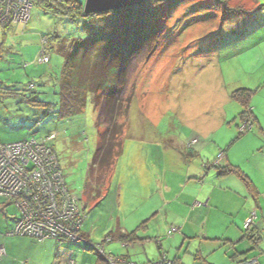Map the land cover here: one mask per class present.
I'll list each match as a JSON object with an SVG mask.
<instances>
[{
  "label": "rangeland",
  "instance_id": "obj_1",
  "mask_svg": "<svg viewBox=\"0 0 264 264\" xmlns=\"http://www.w3.org/2000/svg\"><path fill=\"white\" fill-rule=\"evenodd\" d=\"M157 26L161 32L154 53L150 56V49L144 47L129 57L128 84L121 98L131 94L134 97L130 104L125 102L123 115L116 118L119 125L124 128L125 118L133 111V119L143 126L145 122L140 112L146 107L163 116L159 128L168 127L169 121L179 113L193 117L197 112L198 119L204 118L202 126L209 127L210 121H216L212 126L218 135L237 134L236 138H243L237 140L232 152L250 151L260 162L261 170L264 169V0H173L161 6ZM47 36L69 42L86 39L88 33L82 20L72 22L40 5H33L23 33L21 26L0 27V126L7 129L0 140L10 143L32 137L41 140L50 133H58L54 145L67 185L73 193L80 194L84 202L82 190L100 142L97 117L108 140L112 126L106 118L105 104L100 105L97 113L91 97L84 113L59 117L55 90L38 94L42 82L35 75L37 68L31 65L32 68L26 70L24 66L32 61L38 63L42 40ZM49 48L53 57L49 70L52 71L51 66L55 68L53 78L59 77L65 59L56 42ZM32 81L38 85L35 93L27 90ZM2 83L12 86L11 90ZM237 90L248 91L249 107L232 97ZM36 95L41 102L39 105L38 101L33 102ZM249 120L252 128L242 131ZM73 142L78 143V149ZM218 159L221 165L218 168L224 167L223 152ZM111 173L109 171L101 182L93 183V187L103 192ZM135 189L136 183L124 187L122 205L115 217H123L129 208L136 210L140 197H136ZM129 194L132 198L127 196ZM2 205L0 229L14 214L17 217L20 213L13 203ZM134 214L137 215V211ZM256 220L259 223L262 219ZM262 234L261 249L254 246V251L250 252L259 258L260 264H264Z\"/></svg>",
  "mask_w": 264,
  "mask_h": 264
},
{
  "label": "crops",
  "instance_id": "obj_2",
  "mask_svg": "<svg viewBox=\"0 0 264 264\" xmlns=\"http://www.w3.org/2000/svg\"><path fill=\"white\" fill-rule=\"evenodd\" d=\"M28 57L31 58L30 54ZM32 63L25 64L24 68L28 70L31 65L37 68L35 75L42 82L41 94L54 85L55 68L51 66V71L49 65ZM5 87L12 88L9 84ZM146 108L140 112L143 126L140 121L135 122L133 111L125 118L122 152L100 199L88 189L87 175L82 190L87 215L81 236L99 243L110 235L119 239L120 234L135 233L137 240L130 247L119 245L118 241L105 245L109 254L135 264L158 261L162 253L175 264H241L259 260L250 252L254 246L260 248L263 241L264 169L261 170L260 162L250 151L232 152L237 140L243 138H236L237 134L218 135L212 126L216 121H210L209 127L202 126L204 118L198 119L197 112L193 117L176 114L168 127L159 128L163 116ZM134 125L138 128L134 129ZM6 132L0 126V135ZM3 141L0 140L11 142ZM73 143L78 149V143ZM128 144L131 145L128 147ZM222 152L223 166L241 171L252 186L235 170L221 174L220 169L213 167ZM131 183H136L135 194L140 197L136 210L129 208L123 217H115L122 205L123 189ZM127 196L132 198L131 194ZM6 204L12 203L5 202L2 206ZM253 212L258 220L262 219L254 227L256 242L244 239L243 233L245 222ZM17 218L14 214L0 229V246L6 252L0 264H68L71 260L76 264H103L82 243L9 237L7 233ZM172 228L178 232L169 236Z\"/></svg>",
  "mask_w": 264,
  "mask_h": 264
},
{
  "label": "trees",
  "instance_id": "obj_3",
  "mask_svg": "<svg viewBox=\"0 0 264 264\" xmlns=\"http://www.w3.org/2000/svg\"><path fill=\"white\" fill-rule=\"evenodd\" d=\"M171 1L173 0H147L135 7L86 16L83 0H32L34 6L40 5L43 9H48L57 16L69 19L72 22L82 20L88 33L86 39H75L69 42L56 36L43 37L47 41L45 50L49 62L42 64L49 65L52 58L50 54L52 48H49V45L56 42L58 51L65 59V64L61 76L52 77L54 85L46 91H52L53 89L58 91H54L53 94L59 99V117H73L84 113L89 97L92 98L97 113L100 105L105 104L106 118L112 126V129H109L111 130V136L108 140V134L106 130L101 129L97 117L100 142L97 144L93 161L88 168V189L95 193L96 199L102 197V192L95 191L93 183L101 182L103 177L109 171H112L123 148V126L119 125L116 118L123 115L125 102L127 101L130 104L134 97L131 94L127 98H121L122 90H125L128 84L127 67L129 57L144 47L150 49V56L154 53L161 32V29L157 26L161 6ZM32 84L35 85L33 81L29 82L27 90L35 93L37 86L35 85V88L31 89ZM245 93L247 96L244 95ZM248 96L249 93L246 90H237L232 94V97L239 99L246 108L249 107L248 99L250 97ZM240 97L242 98L240 99ZM33 100V102L38 101L37 105L41 104L37 95ZM250 114H253V112L250 111ZM218 169H220L221 174H228L235 170L236 174L241 177L244 176L236 168L233 170L228 167ZM243 178L247 184L252 186V182L248 177L244 176ZM0 200L3 201L0 204L9 202L3 197H0ZM19 217L20 213L14 227ZM243 233L245 234L244 239L256 242L254 240L256 236L255 229L252 230L251 235H248L246 231ZM109 237L120 244L127 243L129 245L134 244L137 240L135 233L120 234L119 239L112 235ZM105 240L99 243H104ZM85 247L92 250L86 245ZM106 253L109 254L107 251ZM123 259L129 261L127 258ZM99 260L103 264H107L100 256Z\"/></svg>",
  "mask_w": 264,
  "mask_h": 264
},
{
  "label": "built area",
  "instance_id": "obj_4",
  "mask_svg": "<svg viewBox=\"0 0 264 264\" xmlns=\"http://www.w3.org/2000/svg\"><path fill=\"white\" fill-rule=\"evenodd\" d=\"M32 0H0V27L8 29L21 26L25 31L31 17ZM46 39L42 40L39 63H48L45 50ZM31 89L35 88L32 84ZM252 128V121L244 123L242 131ZM57 133H50L38 140L30 138L15 143L0 142V197L15 204L20 217L9 237L25 236L39 242L48 239L67 240L72 243H84L95 251L107 264H135L123 258L107 254L105 245L115 242L107 237L104 243H94L81 236V229L86 219V207L80 194L73 193L66 182L58 152L54 146ZM217 159L213 167L221 166ZM257 214L253 212L246 220L244 231L248 235L256 226ZM178 229L172 228V236ZM130 247L127 243H121ZM6 254L0 246V260ZM68 264H76L71 260ZM148 264H174L162 253L158 261ZM242 264H260L257 259L244 261Z\"/></svg>",
  "mask_w": 264,
  "mask_h": 264
},
{
  "label": "water",
  "instance_id": "obj_5",
  "mask_svg": "<svg viewBox=\"0 0 264 264\" xmlns=\"http://www.w3.org/2000/svg\"><path fill=\"white\" fill-rule=\"evenodd\" d=\"M147 0H85V15L116 11L124 8H131L142 4Z\"/></svg>",
  "mask_w": 264,
  "mask_h": 264
},
{
  "label": "clouds",
  "instance_id": "obj_6",
  "mask_svg": "<svg viewBox=\"0 0 264 264\" xmlns=\"http://www.w3.org/2000/svg\"><path fill=\"white\" fill-rule=\"evenodd\" d=\"M9 29V28H8ZM53 133H56V132H53ZM58 134V133H57ZM23 141V140H22ZM55 146V145H54ZM56 148V147H55ZM218 168V167H217ZM171 230V229H170ZM242 264V263H241Z\"/></svg>",
  "mask_w": 264,
  "mask_h": 264
}]
</instances>
